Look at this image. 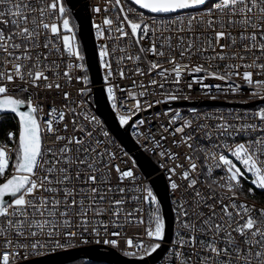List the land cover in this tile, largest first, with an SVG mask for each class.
Wrapping results in <instances>:
<instances>
[{
  "label": "snow or ice",
  "instance_id": "6c2138e0",
  "mask_svg": "<svg viewBox=\"0 0 264 264\" xmlns=\"http://www.w3.org/2000/svg\"><path fill=\"white\" fill-rule=\"evenodd\" d=\"M92 12L102 15L92 28L109 115L166 174L168 264H264V206L240 198L264 192V0H103ZM88 72L67 0H0V115L18 118L5 132L16 147L0 144V264H39L77 241L143 261L164 241L161 201L93 110ZM194 84L261 103L168 108L155 131L147 116L130 123L188 100ZM127 224L145 226L147 242Z\"/></svg>",
  "mask_w": 264,
  "mask_h": 264
},
{
  "label": "water",
  "instance_id": "95a60500",
  "mask_svg": "<svg viewBox=\"0 0 264 264\" xmlns=\"http://www.w3.org/2000/svg\"><path fill=\"white\" fill-rule=\"evenodd\" d=\"M68 7L71 9L73 19L76 23V31L78 39L81 43V47L86 56V60L89 64L88 75L91 79L92 87V98H93V109L98 115L103 113L102 119L107 117V123L111 125L112 129H117V132H113L116 139L124 146L128 151L132 152L134 159H137V165L141 171L149 178L150 185L160 199V211L166 221V233L164 241H168L171 234L172 225V212L169 203L168 193L165 192V179L160 173H157L155 164L150 158L145 155L142 151L137 150V147L131 139L129 132L125 133L123 128H118V122L113 119L114 114L109 115L110 105L106 102V94L102 90L100 67L98 65V59L94 55L95 43L91 29L90 15L88 11V5L86 0H67ZM260 101L248 102L244 105H253ZM174 105L181 104H232L229 102H222L216 100H204L200 102L196 101H181L174 102ZM13 115L14 114H10ZM18 121V118H16ZM162 242L161 247L153 253L150 257H145L143 261L136 257H125L122 253L115 249H109L103 245H87L75 247L67 250H63L57 253H50L46 256H40L33 258L39 262V264H65L75 260H84L86 263L89 262H104L109 264H151L154 263L162 254L165 249V244ZM100 253H104L103 256Z\"/></svg>",
  "mask_w": 264,
  "mask_h": 264
},
{
  "label": "built area",
  "instance_id": "2783aa9c",
  "mask_svg": "<svg viewBox=\"0 0 264 264\" xmlns=\"http://www.w3.org/2000/svg\"><path fill=\"white\" fill-rule=\"evenodd\" d=\"M86 2H87V5H88L91 29H92V34H93L94 43H95V47H96V38H95V35H94V29L92 28V22H93V20L99 22L102 19V15L94 14L92 12V7L96 3H101L102 4L103 0H86ZM72 22L76 26V23H75V21L73 19V16H72ZM77 38H78V36H77ZM100 74H101V83H100V85L102 86V77L104 75V71L101 68H100ZM140 79H141L140 77H136L137 83H139ZM186 79H188V78L186 77ZM207 82L208 83H212V84L217 83V81H212V80H209ZM121 84H122V86L128 88L129 90H135V89H133L131 87V81L130 80L121 81ZM93 86L94 85L91 84V87H93ZM184 91H185L186 95H189V99L188 100L181 99V100L173 101V102H170V103H162V104H159V105H155L152 109H149V110H147L145 112H142V113H137V115L135 117H133V121L130 122V123H134L135 120L138 119V118L147 116V117L150 118L151 124L150 125H146L144 127H151L153 129V131H155L156 129H158L160 123H166L167 120H168V117H166L164 115H161L160 117L157 118L155 116V113H157V112L163 113V112L167 111L168 108H172L173 110L180 109L181 112H182V115L188 116L189 113H188L187 109H189L191 107H196L201 112L210 111V110H213V109H222V110H225V111L234 110V111L242 112V111H244L246 109H255L261 103V102H259V103L253 104V105H244L245 103H243V101H245V100H248V102L260 101V100L259 99H249L246 94L245 95H238V96H236V95L225 96L222 92H217V90L215 88H212L211 91L206 95L205 93L208 92V90L201 89L196 84L193 85V89L190 92L186 88H185ZM212 96L216 97V99H215L216 101L229 102V103H232V104H203V105H199V104H194V105L193 104L174 105L173 104L174 102H181V101H196V102H200V101H204V100H213V99H211ZM128 103H129V106H130L131 103H133V101L130 100ZM171 114L172 113H169V115H171ZM15 124L17 125V130H18V121H17V119L15 120ZM132 131H133V129L131 127H129L128 128L129 135H130L131 139L133 140V142L135 143V145L137 147V150L142 151L145 155H147L150 158V160L155 164V166L157 168V173H160L163 176V178L165 179V181H166V174L164 173V171L162 169L159 168L158 164L156 163L157 157L154 156L151 152H145L144 151V149L141 147V145L139 143H137V138L131 134ZM117 142L120 143L118 140H117ZM168 143H170V139H169ZM0 144L7 145V147L10 148V149L11 148H15V146H16V144L12 140H9L7 137L2 138L0 140ZM126 151H128V150H126ZM128 152H129V155L132 156V158H134L133 155H132V152L131 151H128ZM11 160L13 161V154H12ZM237 166L240 167L238 162H237ZM241 170L244 171V169L242 167H241ZM6 171H7V173L9 175L11 174V172H12L11 161H10L9 168ZM139 171H140L141 176L143 177V181L142 182L145 183V184H149L150 185V182H149V178L150 177L146 176L141 171L140 168H139ZM216 174L220 175L222 173H220L217 170ZM250 179H251V177L249 176V180L243 181V186H244L245 189H247L249 187H253L251 185V183H250ZM0 182H2V180H0ZM254 192H255V195L248 194L247 192H244V193L241 194L240 198L241 199H247L249 202L255 203L257 206H264V192H261V191L256 190V189H254ZM167 193H168L169 203H170L171 212H172L171 234H170L169 240L163 242L165 244V246H166L164 251L162 252L160 257L154 263H151V264H168V255H169V249L171 247V241L175 238V233H174V229H175V211H174L175 205L172 203V199L173 198L171 196L170 191L167 192ZM147 211H148V209L146 208V212ZM146 212H145V218H146ZM144 227L145 226H143V225L127 224V225H125V229L124 230L128 233V235L133 236V237L140 236L142 239H144L147 242L148 238L143 235ZM94 244L95 243H91V244H88V245H94ZM80 246H87V245L80 244L79 241H77V247H80ZM122 248H123V245H122ZM119 252L122 253V251H119ZM33 258H37V257H33ZM107 264H109V263H107ZM173 264H175L174 258H173Z\"/></svg>",
  "mask_w": 264,
  "mask_h": 264
},
{
  "label": "trees",
  "instance_id": "16d2710c",
  "mask_svg": "<svg viewBox=\"0 0 264 264\" xmlns=\"http://www.w3.org/2000/svg\"><path fill=\"white\" fill-rule=\"evenodd\" d=\"M15 120L16 118L13 115H8V116H4V115H0V140L4 137H6L5 132L6 131H17V125L15 124ZM16 147V146H15ZM15 160V155L13 154V161ZM86 263L84 260H75V261H71L65 264H90Z\"/></svg>",
  "mask_w": 264,
  "mask_h": 264
},
{
  "label": "rangeland",
  "instance_id": "374dc122",
  "mask_svg": "<svg viewBox=\"0 0 264 264\" xmlns=\"http://www.w3.org/2000/svg\"><path fill=\"white\" fill-rule=\"evenodd\" d=\"M91 264H107V263H104V262H91Z\"/></svg>",
  "mask_w": 264,
  "mask_h": 264
}]
</instances>
